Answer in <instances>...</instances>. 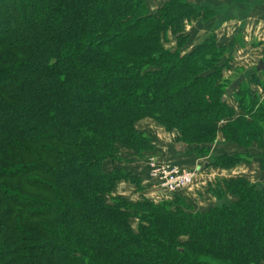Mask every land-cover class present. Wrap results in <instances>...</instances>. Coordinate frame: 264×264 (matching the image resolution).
<instances>
[{
    "label": "trees",
    "instance_id": "obj_1",
    "mask_svg": "<svg viewBox=\"0 0 264 264\" xmlns=\"http://www.w3.org/2000/svg\"><path fill=\"white\" fill-rule=\"evenodd\" d=\"M151 1L0 0V264L264 261V182L226 179L211 189L223 204L206 210L179 192L114 196L141 180L116 163L155 152L137 126L146 118L198 157L219 133L244 148L209 166L264 148V101L248 87L235 95L239 113L228 100L227 48L211 36L182 52L191 40L182 21L215 12L192 0L153 12Z\"/></svg>",
    "mask_w": 264,
    "mask_h": 264
},
{
    "label": "crops",
    "instance_id": "obj_2",
    "mask_svg": "<svg viewBox=\"0 0 264 264\" xmlns=\"http://www.w3.org/2000/svg\"><path fill=\"white\" fill-rule=\"evenodd\" d=\"M168 0H152L150 8L157 12ZM200 6L213 10L214 16L199 17L197 19H185L182 21L184 33L190 36V41L182 48V52L189 53L194 48L211 36H214L220 47L227 48L230 56V78L228 95L229 102L240 112L235 95L242 87H248L260 100L264 99V0H192ZM167 46H175L176 38L171 35ZM225 124V123H224ZM138 129L148 132L153 139L155 156L162 163H174L186 168L201 167L197 180L187 190L190 200L195 207L206 210L211 206L220 205V199L215 196L211 189L215 180L230 179L240 176L249 178L253 183L264 180V168L262 166L261 149L257 145L250 148L249 162H243L230 168L209 166L211 157L220 153H235L244 151L239 145L227 143L224 135L219 133L216 143L211 147L208 156L198 157L194 152H189L193 147L177 140V131H166L164 127L149 118L137 123ZM187 153V154H185ZM125 156V153L122 152ZM116 163L127 168L135 176L142 177V185L146 190L138 191L135 184L130 182L120 183L117 193L131 201H137L143 197L156 201L170 199L173 194L164 193L152 185L149 177L147 158H130ZM114 164V166H116ZM208 166L204 168L206 165ZM256 165V166H255ZM106 168L111 169L112 164L106 163ZM143 174V175H142ZM123 186H125L123 188ZM150 186V187H149ZM123 192V193H122ZM164 199V200H165ZM226 199L234 201L231 195Z\"/></svg>",
    "mask_w": 264,
    "mask_h": 264
},
{
    "label": "built area",
    "instance_id": "obj_3",
    "mask_svg": "<svg viewBox=\"0 0 264 264\" xmlns=\"http://www.w3.org/2000/svg\"><path fill=\"white\" fill-rule=\"evenodd\" d=\"M200 167L186 168L174 163H162L153 157L149 162V177L158 190L174 194L188 190L197 180Z\"/></svg>",
    "mask_w": 264,
    "mask_h": 264
},
{
    "label": "rangeland",
    "instance_id": "obj_4",
    "mask_svg": "<svg viewBox=\"0 0 264 264\" xmlns=\"http://www.w3.org/2000/svg\"><path fill=\"white\" fill-rule=\"evenodd\" d=\"M23 18H24V14L21 16V19H19V20H23ZM227 70V69H226ZM228 71V70H227ZM15 73V72H14ZM14 73H12V74H14ZM226 74H228L227 72H226ZM264 101V99L263 100H261L260 101V103H259V105H261V103ZM261 107H263L264 108V105L263 106H261ZM160 125V124H159ZM163 127V126H162ZM166 131H168V130H166ZM170 132V131H169ZM177 133H178V136H179V132L177 131ZM223 134V133H222ZM219 135V134H218ZM179 142H181V143H184L183 141H179ZM125 151H127V149L125 148V147H122V152L123 153H125ZM126 154V153H125ZM185 154H187V153H185ZM158 154L156 153V152H154V154H152L151 156H149V162H150V160L153 158V157H155V156H157ZM123 159H124V161L125 162H127L129 159L128 158H126V157H123ZM129 162V161H128ZM149 162H148V169H149ZM208 166V164L206 165V167ZM256 166V165H255ZM205 167V168H206ZM124 168H130L129 166H128V164H127V166H125ZM106 170L107 171H109L110 169H108V168H106ZM143 175V174H142ZM142 177L143 176H141V177H139L140 179H142ZM224 180L225 179H222V178H219V179H217V180H215V182L214 183H212V185H213V190H218V188L219 187H225V184H224ZM263 182H264V180H263ZM123 182H121V184H122ZM125 186H123V188H124ZM135 187L136 188H138V191H140V189L142 190H146V188H144V186L142 185V181L140 180V183L138 184V187L135 185ZM150 187V186H149ZM118 188V187H117ZM210 189H212L211 188V186H210ZM117 191V189L115 190V193H114V196H117L118 195V193L116 192ZM186 192H188L187 190H183V191H180L178 194H176V195H180V197H184V199H187L189 202H191L194 206H195V204L190 200V198H189V196H188V193H186ZM123 193V192H122ZM217 196V195H216ZM218 197V196H217ZM172 198H174V197H172ZM171 198V199H172ZM219 199H220V197H218ZM233 198H235V197H233ZM165 199V198H164ZM237 199V198H236ZM235 199V200H236ZM151 200H153V199H151ZM221 201H220V205L221 204H223V199H220ZM234 200V201H235ZM153 201H156V200H153ZM156 202H159V201H156ZM196 208V207H195ZM196 210H200V209H197L196 208ZM137 222H138V220H136L135 218L134 219H132V223H133V227H134V229H137ZM260 264H264V261H262Z\"/></svg>",
    "mask_w": 264,
    "mask_h": 264
},
{
    "label": "water",
    "instance_id": "obj_5",
    "mask_svg": "<svg viewBox=\"0 0 264 264\" xmlns=\"http://www.w3.org/2000/svg\"><path fill=\"white\" fill-rule=\"evenodd\" d=\"M205 167H206V166H205ZM205 167H204V168H205Z\"/></svg>",
    "mask_w": 264,
    "mask_h": 264
}]
</instances>
